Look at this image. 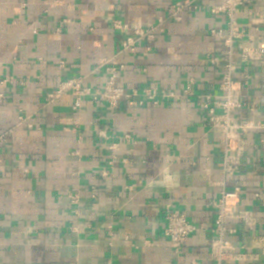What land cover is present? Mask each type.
<instances>
[{
  "label": "crops",
  "instance_id": "crops-1",
  "mask_svg": "<svg viewBox=\"0 0 264 264\" xmlns=\"http://www.w3.org/2000/svg\"><path fill=\"white\" fill-rule=\"evenodd\" d=\"M219 1L197 0L178 21L175 0H0V264H213L209 204L237 186L230 241L250 259L224 264H264V61L236 76H250L243 118L263 127L247 135L235 177L222 173L219 131L198 100L221 95L224 47L210 35L226 27L210 12ZM238 20L244 44L264 47V0H245ZM112 68L118 87L138 93L132 105L111 110L88 96L74 109L69 94L46 105L61 82L94 92ZM169 210L203 227L180 256L164 240Z\"/></svg>",
  "mask_w": 264,
  "mask_h": 264
},
{
  "label": "built area",
  "instance_id": "built-area-1",
  "mask_svg": "<svg viewBox=\"0 0 264 264\" xmlns=\"http://www.w3.org/2000/svg\"><path fill=\"white\" fill-rule=\"evenodd\" d=\"M197 0H175L171 17L181 21L182 14L188 10H198ZM245 0H220L218 4L211 6L210 12L213 15H222L226 19L225 29L213 28L210 31L211 37L219 40L224 47L223 72L220 76L219 96H200L198 98L200 106L205 113L207 124L213 130L219 131L218 147L221 153L222 173L224 177H235L240 170L242 160L246 152V137L249 133H254L263 127V124L256 118L244 119L242 111L244 109L243 86L246 85L250 76L242 75L236 78L241 68L248 67L254 63L264 61V47L255 44L254 40H249L250 44H244L245 33L238 20L239 8L243 6ZM258 16L259 14L256 13ZM120 29L127 26L117 25ZM155 30L138 31L136 38H128L124 44V50L134 51L137 42L154 38ZM220 62L214 58V62ZM123 66H120V71ZM119 69H109V75L104 85L92 92L89 88L83 87L79 78L67 79L46 96V105L53 104L64 95H71L75 98L74 109L81 107L82 99L92 97L95 102L105 103L109 109L115 110L123 101L133 104L137 92H128L126 89L118 87L116 79ZM191 92L188 86L183 92L187 96ZM143 94L157 104L155 98L158 91L154 88H147ZM166 98H180V95L162 92ZM3 95L0 94V98ZM143 104V102H140ZM251 108L249 114H254ZM129 138V136H125ZM4 136H0L2 141ZM106 175V172H104ZM241 188L234 187L232 190H221L218 198L212 200L209 206L215 212L214 225L211 229L213 239L211 242L210 257L213 264H224L228 260L246 261L250 259V254L241 252L230 241V237L235 235L236 229L228 226V222L239 218L241 211ZM244 219L247 228L254 231L256 219L254 217H241ZM166 226L164 229V240L176 255L180 256L183 248L191 235L203 229L202 226L195 225L187 218L183 212L169 210L166 213ZM160 246V244H151ZM245 249V248H244ZM194 264V262H192Z\"/></svg>",
  "mask_w": 264,
  "mask_h": 264
}]
</instances>
